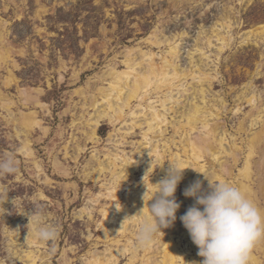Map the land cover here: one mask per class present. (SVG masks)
Returning a JSON list of instances; mask_svg holds the SVG:
<instances>
[{
    "label": "rangeland",
    "instance_id": "374dc122",
    "mask_svg": "<svg viewBox=\"0 0 264 264\" xmlns=\"http://www.w3.org/2000/svg\"><path fill=\"white\" fill-rule=\"evenodd\" d=\"M172 46H178L175 61L180 69H200L213 78L203 85L207 103L192 93L200 79L189 77L176 82L181 85L168 92L171 100L165 107L159 101L161 94L150 91L147 102L133 101L122 121L98 116L107 105L99 99L93 107L91 99L98 86H110L113 68H127L125 55L130 49L137 60L153 55L161 62ZM252 95L251 103L247 98ZM194 100L219 110L218 116H205L210 124L219 123V137L225 138L228 152L233 143L242 147L237 162L232 154L221 159L227 182L236 183L248 140L255 131L264 138L262 121L258 118L252 125L264 108V0H0V157L10 155L17 165L16 172L0 176V188L5 189L0 196V264H31L27 256L31 251L37 264H87L94 256L108 257L117 248L123 251L129 237L137 247V234L118 233L111 240L103 235V210L126 202L108 192L115 186L121 189L118 175L128 180L123 192L137 194L150 191L155 179L165 176L157 156L140 150L150 142L159 145L166 152L161 161L168 169L171 158L183 152L181 140L186 137L174 125L185 121ZM149 102L169 122L163 126L165 132L155 137L145 135L149 126L140 113ZM31 113L39 123L26 127L23 119ZM134 120L142 124L133 128ZM242 121L244 131L239 130ZM201 125L190 132L191 139L205 134ZM111 160L117 161L116 176ZM135 160L138 167L132 177L126 168L128 161ZM254 161L259 174L252 184L264 208L259 186L264 181V161L259 148ZM192 163L205 164L200 171L219 180L213 178L222 169L218 161L206 157ZM198 173H193L190 184ZM197 179L207 188L203 173ZM183 192L180 182L175 192L180 204ZM37 221L55 225L56 239L29 242ZM130 230L136 232L137 224L131 223ZM168 232L170 227L162 228L152 240ZM155 245L156 249L159 245ZM138 251L143 254L142 247ZM252 252L259 255L255 248ZM129 253L121 255L117 264H127Z\"/></svg>",
    "mask_w": 264,
    "mask_h": 264
},
{
    "label": "bare ground",
    "instance_id": "6f19581e",
    "mask_svg": "<svg viewBox=\"0 0 264 264\" xmlns=\"http://www.w3.org/2000/svg\"><path fill=\"white\" fill-rule=\"evenodd\" d=\"M218 39H223L224 41H226L227 37L223 35H219ZM134 51H135L134 49H130L128 53L125 55L126 56L125 63L127 67L126 69L117 70L116 68H113V70L109 72L108 76H110L111 79L109 87L98 86L99 88H97V95L93 96V99H91L92 100L91 105L95 107L99 99H103L107 105L106 108L104 109V112L98 116L100 117L109 116L112 122H116L118 120L122 121L123 117L126 114V109H132L133 101L140 99V102L145 103L148 101V99H150L152 92L161 94L160 96H158L159 101H161L162 106L165 107L166 104L171 100L169 93L172 92L175 87L177 88L181 85L176 82H181L183 79H188L189 77H192V79L195 78L200 79L199 83L193 87L195 92L192 93L193 94L196 93L195 95L196 97L202 96L203 102L207 103V101L205 100L206 89L203 87V85L205 82L211 83V81H213L212 80L213 78L208 73L202 72L200 69L199 72H195L194 69H191L188 72H186L184 69H180V67L175 61L179 56L178 46H172L168 51V54L162 56L161 62H157L156 59H154L153 55L148 56L147 59L142 58L141 60H137L132 55L133 54L132 52ZM145 55L146 53L142 51V56ZM254 100H255V95H252L251 97L249 96L247 98V101L251 103ZM145 108L142 112H140L143 113L142 116L145 115V118L149 126L148 127L149 133H145V135L148 136L149 134H151L154 135V137L157 135H162L165 132V130L163 129L164 124L165 126H167V124L169 123V122L167 123V119L165 115L161 113L160 109L151 105L150 102L146 104ZM172 108L173 107H171V109ZM212 109L213 108L210 109L206 105H201L200 103L194 100L190 110L185 114L186 115L185 121H182L179 125L177 124V126L174 125L176 127L174 128L175 130L177 129L178 132L181 130L183 133L186 134L184 140H181V142L183 143V152L181 154L176 153V155L174 154L175 156L171 158L172 161H177L180 166L187 167L184 169L183 179L180 181V182H184V189L190 185L189 181L191 182L190 179L193 173L196 172V170L194 169H198L201 171L205 169V164L192 163L193 159L199 162L205 159L206 157L207 159L211 157L213 161H218L221 164L222 169L219 171H215L213 178H217L219 180L226 182L227 179L226 176L224 175L226 170L225 168H223L224 162H222L221 159L224 158V155L228 156L231 154L234 157L235 162H237V160L239 159L236 158L238 157L236 155L239 150H242V147L238 146L237 143H233L231 145L232 152H228V150L223 145V141L225 138L219 137V133H218L219 123L216 122L214 124H210L208 122L207 120L208 118L207 116H205L206 113H209L213 116H218L220 114L219 110L214 112ZM263 111L264 108L259 110V113L252 119V125L257 123V120L259 118L262 121L263 123L262 125L264 128V118H263L264 115L262 114ZM132 115L138 117V113L136 112H132ZM23 122H24V126L26 127L27 126L33 127L37 123H39V121L36 119V116L33 113L25 116ZM95 122L97 124L99 121H95ZM199 123L203 125L205 129L204 130L205 134L203 136L201 135L199 139L193 140V138L191 139L189 137V134L191 131L197 128ZM140 124L142 123H138L136 120H134L131 125L133 128H135ZM239 130L240 131L245 130L243 121L240 124ZM92 132H91L92 133L91 136H89L90 138H92L96 134V129L92 130ZM260 135L262 134H257V132L255 131L254 136L248 140L247 143L248 153L246 155L244 166L243 168L240 169L239 174L235 176L237 182L235 183L234 181H232L231 185L239 188L250 200L254 202V204L262 212H264V208L260 205L259 198L257 197L258 191H256V188L254 189V186L252 184L256 182L255 176L258 177L259 174L256 173V169H255L257 160L254 161L256 154L258 153V148L261 152V160L264 161V146H262L264 145V140H263L264 138ZM187 145L189 149L187 148ZM158 148L159 145H153L152 142H150V146L147 144L143 148V150L140 151H142V154H145L146 151L148 150H150L149 151L150 153H154L157 156V159L160 160L162 167L161 170L166 172L167 169L163 165V161H161L163 160L166 152L164 153L162 152V150H159ZM182 155H184L186 159L185 158L183 159ZM130 159L131 158H129L128 160ZM137 161L138 160H135L134 162L128 161L127 164V167L129 166V168H126V170L128 171V174L132 177H134L133 175L134 168L138 167ZM110 163L111 165H113V168L115 169L113 170L114 171L113 175L117 174L118 172L115 168L117 167V161L111 160ZM148 164L150 166V169L153 168V162L148 161ZM101 170H106V167L102 166ZM198 174L195 175V180L197 179ZM129 175L127 177H129ZM159 181L160 180L157 177L154 182L157 183ZM127 182L128 180L126 178H121V176L118 175V183L120 184L121 189H116L115 186V187H111L112 190L108 192V195H111L112 197L114 196L115 198H117L116 200L126 201L124 204L122 202L116 203L114 205V209L109 207L108 209L103 210V220L101 223L104 233L103 235H105V237H109L110 240L115 239V235H117L118 233H120L122 236L130 235L127 233H133L136 235L138 230L136 232L131 231L132 230V229L130 230L131 223L137 224L139 228L141 222L145 219V217L150 215L148 206H150L155 199V196L152 198V195L156 190L155 189L156 186L149 185L150 186L149 188L151 189L150 191L143 190L140 192L139 190L140 193L138 194L135 192L125 193V191L123 192L122 187L127 185ZM259 186L261 187V190L264 191V181H262V183H259ZM193 203H194V198L192 197L184 198V201L180 204L181 206L178 209L176 215L177 219L174 221L173 225L170 226V233L168 232L167 235L162 236L158 240H154V241L152 240L151 243L147 244L146 246L138 245L137 247L135 246L134 241H132L131 238L129 237L127 238V242L124 245L125 249L123 251L120 248H117L113 250L110 253V256L108 257H100L98 255L94 256L92 259L89 260L87 264H107V263L117 264L119 263V258L121 257V255L124 256V254H126L127 251L130 252L129 253L130 257L127 264H135V262H140V264H153L154 262L156 264H177L180 261H182V264H200V262L203 260V257H200L198 254L196 256H194L195 254H193V256L189 254L192 252V250L195 251V253H198V247L192 242L187 229L183 226V223L180 220V216L183 215ZM116 205L121 206L119 210H117ZM175 233L178 234L175 235ZM32 234L34 233L32 232ZM119 241H120L119 238L115 240L116 243H119ZM29 242L36 243V234L30 238ZM155 244L159 245L156 247V249L154 247L156 246ZM184 245L185 247H183ZM139 247L143 248V254H140V252L138 251ZM254 248L258 251L259 255L252 252L249 261L252 264H264V238L258 240ZM155 251L157 253H155ZM27 256L29 260L32 261L31 264H37L36 254L34 255V253L31 251L30 253L28 252Z\"/></svg>",
    "mask_w": 264,
    "mask_h": 264
},
{
    "label": "clouds",
    "instance_id": "9594fccd",
    "mask_svg": "<svg viewBox=\"0 0 264 264\" xmlns=\"http://www.w3.org/2000/svg\"><path fill=\"white\" fill-rule=\"evenodd\" d=\"M169 162L165 176L154 184L156 190L152 198L155 196V199L148 206L150 215L138 228L136 240L141 246L151 243L157 232L172 226L177 219L176 212L181 205L175 192L187 167ZM194 170L203 173L208 185L205 188L203 181L196 179L184 189L183 195L194 198V203L180 220L198 247L197 254L203 257L200 264H249L256 242L264 238V212L236 186L222 180L213 181L204 172ZM16 171L12 156L0 157V176ZM4 192L5 189L0 188V196ZM120 207L116 205L117 210ZM35 234L40 241H53L57 228L37 221Z\"/></svg>",
    "mask_w": 264,
    "mask_h": 264
}]
</instances>
